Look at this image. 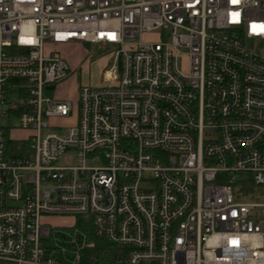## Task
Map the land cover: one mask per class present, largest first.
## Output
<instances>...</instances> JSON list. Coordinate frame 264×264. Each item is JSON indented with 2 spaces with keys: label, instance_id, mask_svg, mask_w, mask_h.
I'll use <instances>...</instances> for the list:
<instances>
[{
  "label": "built area",
  "instance_id": "2783aa9c",
  "mask_svg": "<svg viewBox=\"0 0 264 264\" xmlns=\"http://www.w3.org/2000/svg\"><path fill=\"white\" fill-rule=\"evenodd\" d=\"M0 264H264V0H0Z\"/></svg>",
  "mask_w": 264,
  "mask_h": 264
},
{
  "label": "rangeland",
  "instance_id": "374dc122",
  "mask_svg": "<svg viewBox=\"0 0 264 264\" xmlns=\"http://www.w3.org/2000/svg\"><path fill=\"white\" fill-rule=\"evenodd\" d=\"M155 39L158 37L153 36ZM147 37H144L146 39ZM46 53H58L68 64V76L51 92L45 96L51 99L67 98L74 104L73 112L69 118L51 119L44 117V120L49 123H57L63 127L72 126L78 115V90L81 85L98 86L104 82V72L113 63V56L108 50L101 49L100 46L87 45L82 43L75 44H47ZM12 125L17 124L16 119L11 120ZM28 136V132L24 130H15L12 132V137L15 139H24ZM74 156L70 163L74 162ZM71 216H55L47 219L51 224L71 225L73 223Z\"/></svg>",
  "mask_w": 264,
  "mask_h": 264
},
{
  "label": "trees",
  "instance_id": "16d2710c",
  "mask_svg": "<svg viewBox=\"0 0 264 264\" xmlns=\"http://www.w3.org/2000/svg\"><path fill=\"white\" fill-rule=\"evenodd\" d=\"M13 144H14V146H17V145H19V142L15 141V142H13ZM78 224H79V222H78ZM96 252H97V254L110 255L111 253L113 254L115 252V248L110 243H108L104 240H99V241H97Z\"/></svg>",
  "mask_w": 264,
  "mask_h": 264
},
{
  "label": "water",
  "instance_id": "95a60500",
  "mask_svg": "<svg viewBox=\"0 0 264 264\" xmlns=\"http://www.w3.org/2000/svg\"><path fill=\"white\" fill-rule=\"evenodd\" d=\"M49 89L51 90V89H54V87H49Z\"/></svg>",
  "mask_w": 264,
  "mask_h": 264
},
{
  "label": "crops",
  "instance_id": "0c3cea01",
  "mask_svg": "<svg viewBox=\"0 0 264 264\" xmlns=\"http://www.w3.org/2000/svg\"><path fill=\"white\" fill-rule=\"evenodd\" d=\"M62 85V83L60 84V86ZM62 99H67V98H62Z\"/></svg>",
  "mask_w": 264,
  "mask_h": 264
}]
</instances>
